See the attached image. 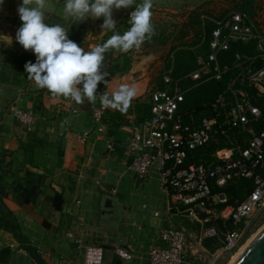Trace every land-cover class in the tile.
<instances>
[{
    "label": "crops",
    "instance_id": "0c3cea01",
    "mask_svg": "<svg viewBox=\"0 0 264 264\" xmlns=\"http://www.w3.org/2000/svg\"><path fill=\"white\" fill-rule=\"evenodd\" d=\"M198 1L152 0L153 7L180 10L187 3L194 9ZM20 3L4 0L0 10V264H85V245L91 243L104 247L102 264H148L149 249L160 241L162 229H197L196 222L169 210L173 197L162 185L160 169L153 167L147 179H138L125 150L132 126L140 123L136 107L151 105L146 95L155 87L154 81L133 62L134 49L127 54L112 50L114 60L106 65L117 61L122 66L125 57L132 58V65L116 70L112 66L101 91L111 96L123 85L135 88L128 113L112 120L108 115L117 109L109 107L107 119L105 115L101 123H95L92 109L97 103L85 100L72 118V131L66 133L64 98L37 88L27 78L24 66L34 63L35 56L16 41L22 23L17 12ZM132 10H113L121 34L129 27ZM45 12L46 23L54 15L69 33L79 23L83 37L77 44L85 50L112 35L102 31L103 18L80 22L64 15L63 0H48ZM14 103L35 110L33 131L16 120L10 110ZM110 139L116 143L113 151L107 148ZM36 184L34 199L22 193V188L32 189ZM6 209L19 237L5 224ZM119 246L135 258L119 257L115 253Z\"/></svg>",
    "mask_w": 264,
    "mask_h": 264
},
{
    "label": "built area",
    "instance_id": "2783aa9c",
    "mask_svg": "<svg viewBox=\"0 0 264 264\" xmlns=\"http://www.w3.org/2000/svg\"><path fill=\"white\" fill-rule=\"evenodd\" d=\"M256 19V18H255ZM242 11H231L215 20L216 27L208 39L209 53L197 57L198 67L189 74L195 82L217 80L233 71L228 85L211 103L215 114L204 117L198 126L183 123L179 111L186 100V92L170 75L163 73L165 88L150 91L151 116L132 126L125 150L131 157V168L136 177L145 180L153 167H158L162 185L172 196L168 208L181 217L198 224L195 232L184 226L162 229L160 241L149 249L148 264H223L235 255L250 239L251 218L264 211V127L259 131L252 123L264 124V112L255 103V96H264V30L256 20ZM256 41L255 55L235 53L234 62L222 64L221 52L229 51L235 43ZM260 59L262 65L255 62ZM251 88L254 92L251 93ZM66 102L63 130L72 131V118L83 104ZM109 107L102 103L92 109L95 123H101ZM10 110L16 120L27 130L35 129L36 112L12 104ZM240 127L246 134L247 145L235 141L233 145L218 148L209 163L194 160L193 152L216 139L217 135L229 137V131ZM86 133L82 136L86 137ZM115 141L108 140L107 148L115 149ZM249 179L253 188L248 196L235 206H230L224 188L238 179ZM221 188L214 192L211 180ZM231 221L233 229H222L219 223ZM218 239L214 250L206 240ZM115 253L125 260L135 255L119 246ZM85 264H102L105 249L101 244L85 245Z\"/></svg>",
    "mask_w": 264,
    "mask_h": 264
},
{
    "label": "clouds",
    "instance_id": "9594fccd",
    "mask_svg": "<svg viewBox=\"0 0 264 264\" xmlns=\"http://www.w3.org/2000/svg\"><path fill=\"white\" fill-rule=\"evenodd\" d=\"M3 4L4 0H0V10ZM47 6L48 0H21L17 12L22 23L16 41L35 56L34 63L29 61L24 66L27 78L37 88L75 104L97 99L98 84L105 83L108 76L104 69L106 53L139 49L154 34L152 0H63L64 15L80 22L103 18L102 31L112 33L102 44L85 50L69 38L64 26L46 23ZM122 8L133 10L129 13V27L121 34L113 10ZM135 95V88L123 85L111 96L99 94V98L104 107L123 111Z\"/></svg>",
    "mask_w": 264,
    "mask_h": 264
},
{
    "label": "trees",
    "instance_id": "16d2710c",
    "mask_svg": "<svg viewBox=\"0 0 264 264\" xmlns=\"http://www.w3.org/2000/svg\"><path fill=\"white\" fill-rule=\"evenodd\" d=\"M234 5V8L237 9L236 11H242L247 13L251 18L255 19L257 15V7L256 1L257 0H229ZM207 2H205L206 4ZM204 5L196 7L192 9L188 15L186 16L185 20L182 24H173L170 27V31L168 32L169 28L165 27L161 24L163 19L157 13L152 12V23L154 26V34L151 36L149 40H154L161 45L168 44L169 41H179L178 43H173L170 49V53L168 55V62L165 66V72L170 71V75L172 78L177 81L184 89L187 87H191L186 92V100L183 103L179 115L182 117L183 123L191 126H198L204 117L211 116L215 114L214 110L210 107V103L222 92L226 89L230 77L233 75V71L228 72L224 75V78L220 81L217 80H210V81H201L195 82L189 78V74L195 70L197 65V57L200 54L206 56L209 53L208 48V39L211 35L212 30L216 27L215 20H219L225 17L227 14L226 12L222 13L221 15H214L213 10H209ZM256 20V19H255ZM50 23H58L59 21L54 15H50L49 17ZM256 22H258L256 20ZM258 24H260L258 22ZM83 29L82 26L78 24H74L71 27L69 38L72 39L74 42L78 43L82 40L83 37ZM192 36V40L185 39L188 36ZM256 41H252L248 44L245 43H235L232 45L231 49L226 52H221L219 54V61L220 63L224 64H232L234 62L235 53L240 52L244 55H255L256 52ZM127 54V53H126ZM125 56V55H124ZM125 63H129L127 57L123 58ZM113 61L114 56L112 50L105 54V61H104V69L108 72L109 69L113 68L117 69L121 65L114 63L113 65H106L108 61ZM109 61V62H110ZM255 64L257 66L262 65V60L258 59ZM105 87L104 83L98 84V90H100V94H103L101 90ZM159 88H165L166 83L163 80V75L159 80ZM251 93L254 94L253 90L249 88ZM104 91V90H103ZM255 103L260 106L264 112V96L258 97L255 96ZM97 103H101L99 96L94 101ZM136 111L139 114L138 121L143 122L146 119L150 118L151 114V105L150 104H140L136 107ZM110 111L106 112V119L108 116L112 117V120L120 118L122 115L128 113V110H117L112 115H108ZM108 115V116H107ZM105 118V117H104ZM116 123V122H115ZM255 128L259 131L264 127L262 122L259 123H252ZM229 137L227 136H220L217 135L216 139L209 141L208 143L200 146L193 152L194 160L198 162H211L213 158V154L215 151L223 146L226 145H233L235 141L238 140L242 146L247 145V134L240 128L235 127L231 131H229ZM47 185V184H46ZM36 187L34 186L32 189L22 188V193H24L27 197L30 196L31 199H34L37 196ZM48 186V185H47ZM211 186L214 192H218L221 190L216 184L214 179L211 180ZM253 188V182L249 179H238L237 181H233L231 184L224 188V191L229 195L230 206H235L242 200H244L250 191ZM58 197V195H57ZM4 217H5V224L6 226L10 227L14 234L19 237L18 227L15 226L11 221V225H9V218L10 213L6 209L4 210ZM220 226L222 229H233L234 224L231 221L224 223L222 220H219ZM198 228V224L195 226ZM206 246L214 250L218 245V239H208L205 241Z\"/></svg>",
    "mask_w": 264,
    "mask_h": 264
},
{
    "label": "rangeland",
    "instance_id": "374dc122",
    "mask_svg": "<svg viewBox=\"0 0 264 264\" xmlns=\"http://www.w3.org/2000/svg\"><path fill=\"white\" fill-rule=\"evenodd\" d=\"M205 2H207L205 4ZM191 4V3H190ZM198 5L196 7H199L201 5L205 4V7L209 10L214 11V15H221L222 13L226 12V14L230 13L231 11H236L237 9L234 8V4L230 2L229 0H201L198 1ZM187 6L184 8L180 9H173V8H167L158 6V7H152L151 11L154 13H157L160 15V17L163 19L161 24L165 27H168L169 30H171L170 27L173 24H182L183 21L185 20L186 16L188 13L191 11L192 7L191 5L188 6V3L186 4ZM256 7H257V15H256V20L260 23L261 27H263L264 30V0H257L256 1ZM195 9V8H194ZM192 36H188L185 41L187 40H192ZM179 41H174L172 42L169 41L168 44L166 45H161L157 44L156 41L145 40V42L141 45L139 49L134 48V53L131 54L132 56L136 53L137 57L136 62L138 63L139 67L144 68L146 71V75L154 81L155 87H158L159 85V80L161 79L163 73L165 72V66L167 62L169 61L168 55L170 53V49L173 43H178ZM129 61V60H128ZM126 61L122 62V66L124 69L126 68L127 65H132V58H130L129 63H125ZM113 69H111L112 71ZM116 70V69H115ZM116 72V71H115ZM112 78V77H110ZM114 78V77H113ZM150 91H148V94L146 95L147 100H149V95ZM97 102H95L96 104ZM98 104V103H97ZM251 238L249 239L247 245H245L243 248L244 250L247 248L251 241L254 240V238L264 229V211L261 213L256 214L254 217L251 218ZM80 245H83V241L80 239L79 240ZM243 248L238 251L237 254L233 255L232 257L228 258L223 264H232V261L234 262V258H238L240 255L239 252H243ZM238 256V257H237Z\"/></svg>",
    "mask_w": 264,
    "mask_h": 264
},
{
    "label": "water",
    "instance_id": "95a60500",
    "mask_svg": "<svg viewBox=\"0 0 264 264\" xmlns=\"http://www.w3.org/2000/svg\"><path fill=\"white\" fill-rule=\"evenodd\" d=\"M234 264H264V229L239 256Z\"/></svg>",
    "mask_w": 264,
    "mask_h": 264
},
{
    "label": "bare ground",
    "instance_id": "6f19581e",
    "mask_svg": "<svg viewBox=\"0 0 264 264\" xmlns=\"http://www.w3.org/2000/svg\"><path fill=\"white\" fill-rule=\"evenodd\" d=\"M260 233H261V231H260ZM260 233H259V234H260ZM259 234H258V235H259ZM258 235H257V236H258ZM257 236H256V237H257ZM256 237H255V238H256ZM250 238H251V237H250ZM255 238H254V239H255ZM248 241H249V240H248ZM251 242H252V241H251ZM247 243H248V242H247ZM250 244H251V243H250ZM250 244H249V245H250ZM245 245H247V244H245ZM245 245H244V246H245ZM249 245H248V246H249ZM244 246H243V247H244ZM248 246H246V247H248ZM243 247H242V248H243ZM242 248H241V249H242ZM241 249H240V250H241ZM243 250H244V248H243ZM244 251H245V250H244ZM244 251H243V252H244ZM243 252H242V253H243ZM237 253H238V252H237ZM237 253H236V254H237ZM239 253H240V255L242 254L241 252H239ZM240 255H238V256H240ZM238 256H237V257H238ZM233 257H234V256H233ZM238 258H239V257H238ZM238 258L235 257V258H234L235 260H234V262L232 261V264H234L235 261H236Z\"/></svg>",
    "mask_w": 264,
    "mask_h": 264
}]
</instances>
